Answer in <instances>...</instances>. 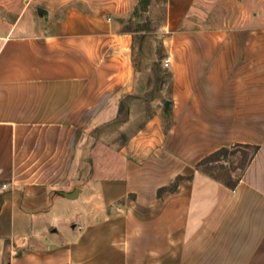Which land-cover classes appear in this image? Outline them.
Here are the masks:
<instances>
[{"label": "crops", "instance_id": "crops-1", "mask_svg": "<svg viewBox=\"0 0 264 264\" xmlns=\"http://www.w3.org/2000/svg\"><path fill=\"white\" fill-rule=\"evenodd\" d=\"M201 1H163L169 105L96 167L95 122L146 100L132 32L97 7L0 12V264H264V23ZM235 143L259 149L234 187L196 166Z\"/></svg>", "mask_w": 264, "mask_h": 264}, {"label": "rangeland", "instance_id": "rangeland-1", "mask_svg": "<svg viewBox=\"0 0 264 264\" xmlns=\"http://www.w3.org/2000/svg\"><path fill=\"white\" fill-rule=\"evenodd\" d=\"M163 1L0 0V12L5 21L30 25V28L35 25L38 29H47L46 26L50 25V22L59 21L63 13L70 8H75L81 13H89L91 8L95 10L97 7L104 13L111 12L112 14L106 15L132 32L136 52L134 64L137 76L136 94L145 96L146 100L137 105L132 112L125 108H119L117 116L114 118L117 121L107 123L94 121L95 167L101 166L103 161L106 165L109 162L111 165H121V160L115 153L119 146L146 117L155 112V109L159 110L165 107L164 101L170 93V77L169 66L163 65L165 55L161 52V40L164 34L158 29L164 16ZM199 6H201V15L203 18L207 16L208 21L210 19L224 23H237L240 26H245V29L264 23V0H202ZM255 33L258 37V34L262 35L264 32L255 31ZM129 99L126 101H132ZM164 115V123L170 122L169 113ZM108 118V114L100 116L101 120ZM226 159L225 162L218 161L206 165V167H209L222 179H225L228 174L235 178L240 172L237 168L240 163V155L238 153L228 154ZM203 167L201 168L203 169Z\"/></svg>", "mask_w": 264, "mask_h": 264}, {"label": "trees", "instance_id": "trees-1", "mask_svg": "<svg viewBox=\"0 0 264 264\" xmlns=\"http://www.w3.org/2000/svg\"><path fill=\"white\" fill-rule=\"evenodd\" d=\"M122 104V103H121ZM123 104L121 105L122 109ZM259 149L258 145L255 144H244V143H235L229 147H222L211 154L207 155L205 158H203L201 161L197 163V167H203V170H205L207 173L212 175L213 177L223 181L227 186L229 187H234L239 179L241 178L242 173L246 170L248 167L249 163L255 156ZM238 153L240 155V163L237 168L240 170L238 175L234 178L230 176L229 174L225 179H222L218 174H215L210 170L209 167H206V165H210L211 163H216L218 161H226V157L228 154L230 155H235ZM248 153V154H247ZM176 183H173L172 185L169 186V188L173 189L175 187ZM162 189H159V193Z\"/></svg>", "mask_w": 264, "mask_h": 264}, {"label": "built area", "instance_id": "built-area-1", "mask_svg": "<svg viewBox=\"0 0 264 264\" xmlns=\"http://www.w3.org/2000/svg\"><path fill=\"white\" fill-rule=\"evenodd\" d=\"M169 64H170V59H169V57L164 58V60H163V65H164L165 67H167V66H169Z\"/></svg>", "mask_w": 264, "mask_h": 264}, {"label": "water", "instance_id": "water-1", "mask_svg": "<svg viewBox=\"0 0 264 264\" xmlns=\"http://www.w3.org/2000/svg\"><path fill=\"white\" fill-rule=\"evenodd\" d=\"M164 105H165V108H167V107H168V105H169V101H168V100H166V101L164 102Z\"/></svg>", "mask_w": 264, "mask_h": 264}]
</instances>
